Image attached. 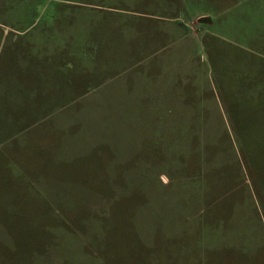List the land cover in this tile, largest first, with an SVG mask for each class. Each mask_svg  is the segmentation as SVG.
<instances>
[{
    "label": "rangeland",
    "instance_id": "obj_1",
    "mask_svg": "<svg viewBox=\"0 0 264 264\" xmlns=\"http://www.w3.org/2000/svg\"><path fill=\"white\" fill-rule=\"evenodd\" d=\"M0 264H264V0H0Z\"/></svg>",
    "mask_w": 264,
    "mask_h": 264
},
{
    "label": "crops",
    "instance_id": "obj_2",
    "mask_svg": "<svg viewBox=\"0 0 264 264\" xmlns=\"http://www.w3.org/2000/svg\"><path fill=\"white\" fill-rule=\"evenodd\" d=\"M164 159L165 158L163 157L160 160L161 161L160 162L161 164L164 162ZM160 163H158V165ZM147 167L150 168L149 163H148V166ZM124 177H126V180L124 182L135 185V187H134L135 189L132 190L131 192H134V193L136 192V193H139V194H142V195L145 193V191L139 187V183H143V182L144 183H151L152 182V179H143L140 176H139V178H137V177H134V176L127 175V176H123V177H120V178H124ZM116 182L122 183L121 180L118 177H115V178L113 177V181L111 183H116ZM143 197H144V195H143Z\"/></svg>",
    "mask_w": 264,
    "mask_h": 264
},
{
    "label": "water",
    "instance_id": "obj_3",
    "mask_svg": "<svg viewBox=\"0 0 264 264\" xmlns=\"http://www.w3.org/2000/svg\"><path fill=\"white\" fill-rule=\"evenodd\" d=\"M207 20L206 19H202L201 22H206Z\"/></svg>",
    "mask_w": 264,
    "mask_h": 264
}]
</instances>
